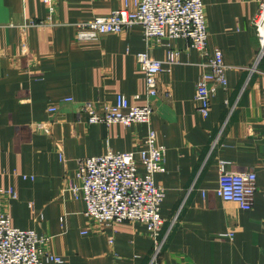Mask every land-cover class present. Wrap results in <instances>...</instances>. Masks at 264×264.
I'll use <instances>...</instances> for the list:
<instances>
[{
    "label": "crops",
    "instance_id": "1",
    "mask_svg": "<svg viewBox=\"0 0 264 264\" xmlns=\"http://www.w3.org/2000/svg\"><path fill=\"white\" fill-rule=\"evenodd\" d=\"M261 2L202 0L208 49H220L226 66L207 116L194 102L199 53L185 39L169 41L179 63L158 74V94L149 98V126L165 147V171L154 176L165 190V241L152 264H264V49L252 25ZM122 6L59 0L47 19L42 0H0V199L13 227L50 237L42 251L62 262L43 264H151L143 224H100L68 189L78 159L138 149L147 133L146 124H90L79 112L117 94L130 105L147 102L135 55L164 59L167 41H144L139 25L109 34L75 26ZM41 122L49 133L36 129ZM221 169L255 172L251 209L214 194ZM10 187L14 199L3 194Z\"/></svg>",
    "mask_w": 264,
    "mask_h": 264
},
{
    "label": "built area",
    "instance_id": "2",
    "mask_svg": "<svg viewBox=\"0 0 264 264\" xmlns=\"http://www.w3.org/2000/svg\"><path fill=\"white\" fill-rule=\"evenodd\" d=\"M57 1L42 0L47 19L54 13ZM132 25H139L144 41L150 38L167 41L164 44L167 47L164 59L152 58L145 51L135 55L144 71L147 102L141 106L130 105L124 95L117 94L112 104L99 108L96 103L85 102L79 112L85 115L90 124H146L148 128L143 144L131 151L109 150L101 155L78 159L75 171L77 182L68 189L75 199L84 203V214L100 224L110 225L122 221L143 224L152 242V264L165 241L160 234L163 225L160 211L165 190L154 180L157 173L165 171V147L158 143L155 131L149 126L153 113L149 98L158 94V74L170 71L173 65L179 63V52L169 41L185 39L189 41V47L199 53L200 73L195 84L194 102L202 116L209 114L210 99L216 87L226 85V66L220 49H208L202 0H123L122 7L106 15L75 23L78 29L98 34L120 33ZM252 25L264 49V2L259 4ZM163 94L166 98L170 96L169 91ZM56 111L55 106L48 108L49 113ZM35 127L49 133L48 122L36 123ZM256 190V174L253 170L236 172L221 169L214 194L224 201L237 203L243 210H249ZM201 193L205 195L206 191L202 190ZM3 194L9 199L16 196L12 187L4 190ZM222 236H231V233ZM48 240L50 237L32 229L13 227L0 199V264L62 262L60 256L43 253L42 246ZM111 241L109 239V243Z\"/></svg>",
    "mask_w": 264,
    "mask_h": 264
}]
</instances>
